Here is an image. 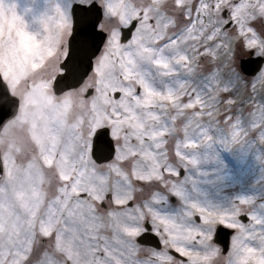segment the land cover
Returning <instances> with one entry per match:
<instances>
[{
  "label": "snow or ice",
  "instance_id": "obj_1",
  "mask_svg": "<svg viewBox=\"0 0 264 264\" xmlns=\"http://www.w3.org/2000/svg\"><path fill=\"white\" fill-rule=\"evenodd\" d=\"M41 2L0 0V264H264L186 155L193 116L264 112V0Z\"/></svg>",
  "mask_w": 264,
  "mask_h": 264
},
{
  "label": "rangeland",
  "instance_id": "obj_2",
  "mask_svg": "<svg viewBox=\"0 0 264 264\" xmlns=\"http://www.w3.org/2000/svg\"><path fill=\"white\" fill-rule=\"evenodd\" d=\"M12 2L17 4V10L21 13L29 7L35 10L44 7L41 0ZM54 3L55 0H51L49 6ZM245 54L243 47L238 49L237 68L239 58ZM176 70L181 80L187 79L178 65ZM165 81L170 82L168 78ZM192 83L208 91L198 81L193 80ZM260 102H264V97L260 98ZM244 107L242 122L237 118L233 124L221 126L219 130L207 119L199 121L193 116L187 138L199 147L186 150V155L196 160L195 165L189 166L191 175L203 181L198 186L207 195L199 197L201 203L210 201L219 211L248 210L264 216V207H261L264 204V112L251 101L246 102ZM237 198H244L250 203L233 209ZM216 264H224L223 259L217 260Z\"/></svg>",
  "mask_w": 264,
  "mask_h": 264
},
{
  "label": "flooded vegetation",
  "instance_id": "obj_3",
  "mask_svg": "<svg viewBox=\"0 0 264 264\" xmlns=\"http://www.w3.org/2000/svg\"><path fill=\"white\" fill-rule=\"evenodd\" d=\"M259 51V50H258ZM237 52H238V50H237ZM247 55V53L245 54V55H243V56H246Z\"/></svg>",
  "mask_w": 264,
  "mask_h": 264
},
{
  "label": "water",
  "instance_id": "obj_4",
  "mask_svg": "<svg viewBox=\"0 0 264 264\" xmlns=\"http://www.w3.org/2000/svg\"><path fill=\"white\" fill-rule=\"evenodd\" d=\"M222 247H223V245H222Z\"/></svg>",
  "mask_w": 264,
  "mask_h": 264
}]
</instances>
